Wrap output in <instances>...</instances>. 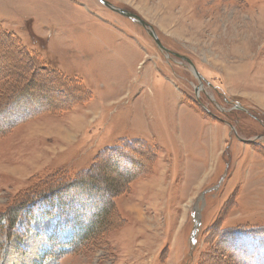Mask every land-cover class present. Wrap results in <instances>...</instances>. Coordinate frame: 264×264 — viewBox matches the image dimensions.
I'll list each match as a JSON object with an SVG mask.
<instances>
[{"label":"rangeland","instance_id":"374dc122","mask_svg":"<svg viewBox=\"0 0 264 264\" xmlns=\"http://www.w3.org/2000/svg\"><path fill=\"white\" fill-rule=\"evenodd\" d=\"M0 55V113L38 109L0 133V264L264 248V0H0ZM62 202L86 227L111 206L109 226L72 252Z\"/></svg>","mask_w":264,"mask_h":264},{"label":"trees","instance_id":"16d2710c","mask_svg":"<svg viewBox=\"0 0 264 264\" xmlns=\"http://www.w3.org/2000/svg\"><path fill=\"white\" fill-rule=\"evenodd\" d=\"M21 100H22V98L17 97V99L14 100L11 103V105L8 106V108L3 109V111L0 113V114L5 113L4 114L5 117L0 116V133H2V131L6 128H10L16 122L27 119L30 115H33L36 110H38L36 108L31 107V105L27 101H26L27 105H25V103H22ZM40 104H42V103H40ZM5 118L6 119L11 118V121L4 122L6 120ZM82 187L84 188V186H82ZM60 194L61 193H59V195ZM109 198H110V195H109ZM80 200H81V198L74 197L71 202L70 201H68V202L70 204L74 203L72 205H75L77 208L82 209L83 206L80 204ZM27 203L29 204V201H27ZM27 203H25L24 205H26ZM64 203L65 202H62L61 205L55 209L57 210V215H58V218L61 221V223H64L66 226L71 225L75 230L78 231V234L75 237V242H73V244L71 245L72 246V248H71L72 252H74V250L77 248L78 243H80V241L83 240V242H86V241L88 242L90 239H92V237H95L96 234H99V232H102L105 228H107L109 226L108 221H109V217L112 213V207L111 206L108 205L107 208L103 209L102 211L97 212L96 214L94 213L92 219H90L89 225L86 227V225H84L83 221H80L82 218H80V216H78L77 214H73V216H74L73 219L66 217V214L64 212V207L66 206L67 203H65V204ZM78 211H81V210L79 209ZM18 216H19L18 213L17 214L13 213V215H11L9 217L8 223H9V225H11L12 228L14 227L16 221L19 220ZM258 239L261 242V238L258 237ZM50 242L52 243V248L48 252L47 255L49 257H56V258L60 257L61 252H58L57 241L55 239L51 238ZM262 250L264 251V248H261L260 250L259 249L255 250L256 252L255 251L252 252V250H251L250 255L248 257L247 256L245 257L244 263L245 264H264V255L262 257H260L261 253H263Z\"/></svg>","mask_w":264,"mask_h":264},{"label":"water","instance_id":"95a60500","mask_svg":"<svg viewBox=\"0 0 264 264\" xmlns=\"http://www.w3.org/2000/svg\"><path fill=\"white\" fill-rule=\"evenodd\" d=\"M105 5L108 6L107 4H105ZM110 8H111L114 12H117V13H119V14H121V15H123V16L129 18V19L137 20V22H139L143 27L148 28V31H149L150 35L155 39L157 45H158L159 47L162 48V45H161L160 41L157 39V37H156L155 33L153 32L152 28L149 27V26H148L144 21H142L139 17H137L136 15L131 14V13H129V12H126V11L117 10V9L112 8V7H110Z\"/></svg>","mask_w":264,"mask_h":264},{"label":"bare ground","instance_id":"6f19581e","mask_svg":"<svg viewBox=\"0 0 264 264\" xmlns=\"http://www.w3.org/2000/svg\"><path fill=\"white\" fill-rule=\"evenodd\" d=\"M4 53V52H3ZM1 56V55H0ZM39 71V70H38ZM34 82V81H33ZM35 85H37V84H35ZM30 86V85H29ZM37 89V88H36ZM35 90V89H34ZM73 95V94H72ZM79 96V95H78ZM80 97V96H79ZM74 98V97H73ZM77 98V96H75V99ZM45 103V102H44Z\"/></svg>","mask_w":264,"mask_h":264}]
</instances>
